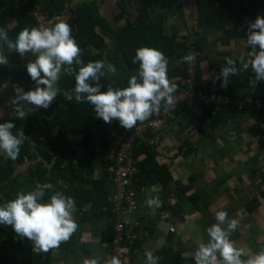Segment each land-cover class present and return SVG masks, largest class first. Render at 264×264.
Segmentation results:
<instances>
[{
  "label": "trees",
  "instance_id": "1",
  "mask_svg": "<svg viewBox=\"0 0 264 264\" xmlns=\"http://www.w3.org/2000/svg\"><path fill=\"white\" fill-rule=\"evenodd\" d=\"M130 0H116V5L121 7L120 11L114 16V19L123 17L125 6ZM164 0H148L146 6L137 9V15L133 21H125L123 24H111V22L100 15L97 0H83L80 3L67 4V0H0V28H4L10 38H15L23 28H33L35 20L32 12L36 9L40 10L44 15L52 16L66 10L70 13L67 23L71 27V36L81 49L80 59L83 63L96 60H104L103 49L106 45L104 34L108 33L115 43L117 54L122 58L124 68L133 70V74L138 69L139 62L132 63V57L135 55V49L139 47H150L161 51L167 61V76L170 83L176 85V89L183 87L182 79L186 77V62L182 57L187 56L189 47L192 46L198 52L196 57L195 77L198 85L203 86L200 80V68L203 61L208 57L207 52L202 48L200 39L187 42V37L177 36L170 32H163V15L169 5L162 3ZM169 2L174 0H168ZM194 12L198 17H202L204 25L207 29L220 31L221 35L218 40L221 45H229L230 40L246 38L248 24L246 16L253 15V20L260 16L264 18V14H256V12L264 13V0H239V3L232 7L229 15L224 19H217L216 7L218 5L231 4L234 0H192ZM234 4V3H233ZM123 6V7H122ZM155 10L154 13L152 11ZM251 21V22H252ZM56 22H54L55 24ZM249 53L245 58L250 59L252 53L255 54L250 46L247 47ZM0 52L5 56V63L0 64V81L5 84H13L14 82L27 80L31 86L36 87L35 81H32L25 71V53L20 56L14 49H9L7 44L0 40ZM250 52H252L250 54ZM222 54L227 55L228 51ZM34 58V56H33ZM173 61L170 65L168 59ZM224 61L215 59V65L218 76L210 82L207 90L217 91L221 94L234 95L242 92H236L245 86L249 88L254 78L251 68L242 69V65L234 61V67L237 69L236 75H229L227 86L222 88L219 82L222 78L220 72L223 67H231ZM245 59V60H247ZM210 61V60H209ZM240 66V67H239ZM65 67L62 66L60 79L56 83L58 93L69 91L74 88V74L78 70V66L73 63L72 75L65 74ZM105 73L100 79L101 91L106 90L107 86L126 87L128 77L122 79L112 78L108 73L107 65L101 69ZM239 72H245L243 79L239 77ZM132 75V74H131ZM91 82V81H90ZM261 84V81L258 82ZM257 83V84H258ZM256 84V85H257ZM258 84V85H259ZM255 85V86H256ZM43 87V85H40ZM254 86V87H255ZM255 93V92H254ZM264 96L262 94H257ZM81 95H84L81 93ZM73 97L69 99L68 97ZM61 97L58 100L50 102L49 107L45 109V115L40 116L35 109L27 111L23 120L15 117L13 110L5 112L0 118V122L12 120L15 124V134L22 131L24 135H30L29 139H23L20 145L18 156L15 160L6 159L0 152V205L15 198L18 192H27L34 188L37 183H51L52 187L44 189V198L55 191H61L65 196L76 192L73 189V182L77 179L84 181L86 188L78 190L79 199L76 201L78 206L88 203L93 209L99 202L102 207V214L107 217L105 228L100 232V240L107 245L108 263L110 258V244L114 235V213L112 211L113 203L111 201V185H112V169L114 167V157L122 141L128 134L130 129H125L119 125L118 121L113 119L110 123H104L95 116L92 106L86 101L77 103L74 95ZM163 107V101L161 102ZM62 105L67 109L65 116H61L56 112L57 106ZM201 107L200 114L197 118L200 121L197 129L201 133H205V125L211 129L215 128L223 122L222 114L226 111L235 114L237 110L222 106L221 109L212 111L209 104L199 103ZM31 110H33L31 112ZM161 110V109H160ZM191 106L182 101L175 105L169 116L173 113L190 112ZM159 113V112H158ZM238 113V112H237ZM257 121L254 127H251L253 134L257 135V141L260 146H264V131L259 121H264L258 113L250 111L248 113ZM170 120V118H169ZM97 126H102L109 132L101 139V158L97 164L101 166L99 176L85 179L84 172L92 174L95 168L96 159H86L84 167L73 165L76 158L74 144L85 145L90 138L91 133ZM117 139V143L115 142ZM193 146V145H190ZM134 155L138 158L144 154V158L138 159L139 172L135 175L136 189L139 184L147 183L151 180V173L163 184H167L171 178L170 172L165 164L159 165L155 160V149L145 142L137 144L133 149ZM32 161L31 163H29ZM25 167L26 175L20 172L19 167ZM27 166V167H26ZM67 177L66 182H61L63 176ZM98 197V199H96ZM80 238L73 233L67 241H62L57 246L59 252H75L78 247ZM53 250L50 248L47 252H37L33 250L32 242L27 238L17 236L10 226L0 225V264H52ZM25 254V255H24Z\"/></svg>",
  "mask_w": 264,
  "mask_h": 264
},
{
  "label": "crops",
  "instance_id": "2",
  "mask_svg": "<svg viewBox=\"0 0 264 264\" xmlns=\"http://www.w3.org/2000/svg\"><path fill=\"white\" fill-rule=\"evenodd\" d=\"M81 1L83 0H67V4L76 5ZM115 1L97 0L100 15L110 22L114 20L111 23L113 25L133 21L137 9L148 4V0H130L125 6L124 16L114 19L121 9ZM162 3L169 5L163 15V32L187 37V42L198 37L202 48L205 53L207 52L208 57L201 64L199 71L203 86L209 87L210 82L218 76L216 67L211 70L215 65L213 60L224 61L223 58L226 56L242 65L243 61L240 58L249 55L246 38L232 39L229 45H221L218 40L221 32L205 27L202 17H198L194 12L192 0L171 2L164 0ZM233 3L218 5L217 19L226 18L239 0H234ZM154 12L155 10L152 11ZM256 14L264 13L261 11ZM252 20L253 15L246 16L247 23ZM104 40L106 43L103 49L104 59L116 68V74H111L112 78L117 80L133 74V70L124 68L122 58L117 54L115 43L108 33L104 34ZM223 51H228V54H222ZM0 54L3 55L2 52ZM168 62L170 65L173 64L170 58ZM245 75V72H239L240 80ZM260 81L261 84L258 83L259 85L254 88L250 85L249 88L245 86L233 91L264 95V79ZM15 83L17 82L0 86L1 117L7 110L13 108L12 105L8 109L5 103L17 95L15 91L9 92ZM18 83L30 86L27 80ZM219 86L224 88L227 83H222L221 79ZM34 88L21 87L25 92ZM70 95H74V88L57 92L53 100ZM188 104L191 111L173 113L167 128L159 135L158 143L154 147L156 162L167 166L171 178L167 184H163L154 173H151L150 181L138 185L137 205L135 210L129 213L136 239L128 256V264H146L145 253L148 251H151L154 257H159L156 264H195L194 252L200 243H207L206 229L217 223L215 212L219 210H224L228 214L221 227L226 228L229 219L239 221L237 229L229 234V239L236 247L244 249L245 255L240 259H247L249 250L253 253L264 251V146L259 145L258 136L251 131L257 120L248 113L237 111L238 113L232 114L226 111L222 114L223 122L213 129L205 125L203 134L197 129L200 124L197 115L200 114L201 107L195 103ZM30 106L24 108L26 113L30 109H35L40 116L45 115V108ZM56 112L65 116L67 109L59 105ZM259 124L264 131V121H259ZM101 129L102 126H97L90 135L91 140L89 138L85 145H76L77 153L73 165L84 167L86 159H96L92 174L84 172L85 179L91 175L98 177L101 170V166L97 164L102 154L101 139L109 132L106 130L101 135ZM97 134L100 136L98 140ZM93 141L94 152L90 154L87 147L89 145L91 147ZM144 157L142 154L138 159ZM18 170L23 172V175L27 174L23 166ZM66 180L67 177L64 175L61 182ZM87 186L80 179L73 182L74 190ZM78 190L69 195L75 201L76 210L73 216L77 229L74 233L80 238L78 247L75 252L68 253H60L58 247H55L52 264H84L85 260L91 259H95L97 264H105L108 260V251L106 243L100 240V232L105 228L107 217L102 214L99 202L96 209L88 203L78 206L76 204L79 199ZM153 199L157 202L147 203ZM217 258L220 259L218 252Z\"/></svg>",
  "mask_w": 264,
  "mask_h": 264
},
{
  "label": "clouds",
  "instance_id": "3",
  "mask_svg": "<svg viewBox=\"0 0 264 264\" xmlns=\"http://www.w3.org/2000/svg\"><path fill=\"white\" fill-rule=\"evenodd\" d=\"M70 33V25L63 20H58L51 27L23 28L16 33L14 39L8 36L4 28H0V40L4 41L9 49H14L20 56L25 53L34 56V59L26 63L25 71L37 86L27 92L20 87H14L17 95L11 103L15 117L23 120L26 116L25 109L19 106V101L47 109L57 96L56 83L60 79L62 66H66L65 74L72 75L73 63L78 66L74 74L75 101L89 103L95 116L104 123L115 119L123 128L131 129L138 121H145L149 116L157 114L162 101L164 108L171 109L175 106L173 93L176 85L168 79L167 61L161 51L150 47L135 49L132 63L136 64L138 61V69L135 74L129 75L127 86H107L106 90L101 91L99 81L105 75L101 69L107 65L108 73L115 75V66L104 60L83 63L80 59L81 49ZM246 33V42L255 50V55L247 60L240 58L243 61L242 69L250 67L257 79H264V18L257 16L248 24ZM193 59L191 54L182 57L185 61ZM4 63L5 56L0 54V64ZM225 64L231 67L221 69L219 78H222L224 84L228 82L230 74L234 76L237 73L233 59L226 57ZM4 83L6 82L0 81V86ZM14 127L12 120L0 122V152L4 158L10 160L17 158L23 139L28 140L31 135H24L22 131L14 134ZM51 187L52 184L48 182L37 183L32 190L18 192L14 199L0 205V225L10 226L17 236L27 238L32 242L33 250L37 252H47L50 248L57 247L60 242L67 241L77 229L73 216L76 210L74 199L59 190L45 199L44 189ZM156 202L155 199L147 201L148 204ZM227 216L224 210L215 212L217 223L206 229L208 241L200 243L195 250V264H264V251L253 253L249 250L248 258L240 259L245 255L244 249L236 247L229 239V234L237 229L239 221L229 219L226 228H223L221 224ZM158 259L159 257H154L151 251L145 253L146 264H156ZM84 264H97V261L85 260ZM109 264H120V260L113 257Z\"/></svg>",
  "mask_w": 264,
  "mask_h": 264
},
{
  "label": "built area",
  "instance_id": "4",
  "mask_svg": "<svg viewBox=\"0 0 264 264\" xmlns=\"http://www.w3.org/2000/svg\"><path fill=\"white\" fill-rule=\"evenodd\" d=\"M32 16L35 20L33 28H39L51 27L58 20L67 22L70 18V13L63 10L59 14L49 17L36 9L32 12ZM189 54L194 59L186 62L187 75L182 79L183 87L175 89L173 93L175 105L182 101L209 104L213 112L225 106L240 112L249 113L254 111L264 118V96L256 95L254 92L226 95L204 89L198 85L195 77V58L198 52L194 47L190 46L187 55ZM260 80L254 74L251 82L253 88ZM171 109L162 107L159 113L149 116L145 121H138L119 143L112 169L111 201L114 213V235L110 244V258L107 264L113 257H117L120 260V264H128V256L132 252L136 239L129 216V213L133 212L137 205V185L134 177L139 172L138 159L135 157L133 149L142 142H145L150 147H155L158 143L159 135L168 126ZM170 229L173 230L172 227Z\"/></svg>",
  "mask_w": 264,
  "mask_h": 264
},
{
  "label": "rangeland",
  "instance_id": "5",
  "mask_svg": "<svg viewBox=\"0 0 264 264\" xmlns=\"http://www.w3.org/2000/svg\"><path fill=\"white\" fill-rule=\"evenodd\" d=\"M31 55H32V54H30V55L27 54V55L25 56V58H24V59H25V62L28 63L30 60L34 59L33 57H31ZM18 82H20V81H17V83H15V84L13 85V87H20V88H21V87H24V86H28L29 88L33 87V86H31V85L29 86V85H27V84H25V83H18ZM16 85H17V86H16ZM13 87L10 88L9 92L14 91V88H13ZM5 92H6V89H4V93H5ZM15 93H16V92H15ZM5 95H6V94H5ZM11 102H12V100H10V102L5 103V104L7 105L6 107H8V109L11 108V106H12V103H11ZM18 103H19V105L22 106V108H25V109H26V107H31V106H30L31 104H28V103L25 102V101H19ZM11 109H13V108H11ZM11 109H10V110H11ZM7 111H9V110H7ZM31 112H32V110H31ZM1 113H2V112H0V117H1ZM15 130H16V129L14 128L13 131H15ZM106 130H107V129H105V128L101 129L100 131L103 132V133L100 132V134L103 135V134L106 132ZM98 139H100V136L97 134V138H96V140H98ZM89 140H91V138H90ZM93 140H95V136L93 137ZM73 148H74L75 151H76V145H74ZM93 149H94V141H93V144H92L91 147H90V145H89V147H87V150H88V152H89L90 154H91L92 152H94ZM76 153H77V152H76ZM31 162H32V161H30V163H31Z\"/></svg>",
  "mask_w": 264,
  "mask_h": 264
}]
</instances>
